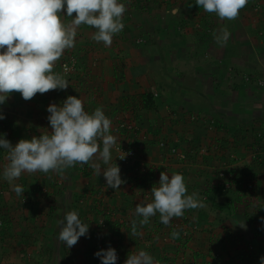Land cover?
<instances>
[{"label":"crops","instance_id":"0c3cea01","mask_svg":"<svg viewBox=\"0 0 264 264\" xmlns=\"http://www.w3.org/2000/svg\"><path fill=\"white\" fill-rule=\"evenodd\" d=\"M168 4L159 7L152 0L138 1L135 11L123 14L125 27L113 36L111 46L96 42L97 29L82 24L77 28L75 47L66 49L53 69L63 76L60 63L71 55L76 57V71L63 76L69 84L66 90L37 93L30 101L13 92L0 104V115L5 117L0 120V137L13 146L21 139L50 134L47 109L51 104L62 106L69 96L82 99L89 114L101 108L112 121L109 134L117 139L108 165L94 158L101 165V175L91 167L92 162L78 163L59 172L22 173L11 184L3 176L7 152L0 149V187L4 188L0 218L7 222L0 229L3 264H101L96 253L109 247L117 252L116 264H125L130 254L141 250L159 264H261L264 139L259 138L264 134V84L259 83H264V0H248L236 22H229L233 25L223 46L216 40L224 26L216 21L218 15L207 19L199 6V12H190L189 0H173L170 9ZM162 8L169 14L166 22L162 24L157 17L153 25L148 15ZM174 9L180 10L177 15ZM60 15L62 22L70 24L76 14L67 17L65 6ZM185 28L190 30L183 32ZM231 60L233 67H229ZM163 64L168 69L164 77L160 75ZM248 68L253 70L248 72ZM194 72L204 83L203 88H196L206 91L209 85L218 97L228 100L230 91L242 93L247 87L242 75H248L250 95L256 101H250L248 110L237 107L243 101H174L177 94L184 99L194 95L193 87L183 79ZM173 83L178 86L172 87ZM146 93L156 96L157 109H138L140 96ZM123 121L138 130L114 133ZM241 121L252 125L241 129ZM161 142L187 152L188 160L179 162L169 156L160 148ZM98 143L102 150V141ZM118 144L133 148L137 161L119 163ZM196 150L201 156H195ZM142 163L144 173L149 174L145 183L139 180L144 176ZM115 164L125 181L119 190L108 187L102 174ZM161 172L170 177L183 175L187 195L197 194L206 206L185 210L168 225L157 212L140 227L142 217L135 214L136 205L153 202L151 190L159 187ZM220 173L230 176L231 182L219 178ZM17 184L24 189L20 196L13 190ZM73 210L89 225V232L68 248L58 239L59 221ZM198 217L204 219L189 240L173 235L192 230ZM189 218L184 224L182 220ZM133 220L141 235L131 234Z\"/></svg>","mask_w":264,"mask_h":264},{"label":"clouds","instance_id":"9594fccd","mask_svg":"<svg viewBox=\"0 0 264 264\" xmlns=\"http://www.w3.org/2000/svg\"><path fill=\"white\" fill-rule=\"evenodd\" d=\"M248 0H196V5L208 13H215L221 20H235ZM67 17L75 18L70 24L61 20L65 9ZM126 7L119 0H0V104L13 92H19L25 101H30L37 93L51 90H66L68 81L59 73H54L56 62L66 49L75 47L77 28L82 24L94 27L96 42L111 46L113 36L120 33ZM173 10V15L179 13ZM230 37L225 28L216 40L222 46ZM47 111L52 131L32 139H21L15 146L0 137V149L7 152L8 163L3 176L10 184L22 173L59 172L76 164H89L97 175H101L100 160L104 165L111 161V150L117 139L109 134L112 121L101 108L91 114L85 111L82 99L69 96L62 106L51 104ZM5 117L0 115V120ZM98 141H102L101 144ZM121 160L124 157L119 158ZM107 186L119 190L125 183L121 179V169L116 164L102 172ZM17 196L24 189L15 185ZM153 202L137 204L135 214L142 219L140 227L149 223V218L160 214V221L168 225L173 217L183 216L188 209L203 208L206 205L197 194L187 195V187L181 174L171 177L161 172L159 187H153ZM61 227L58 239L68 248L77 244L89 232V225L82 222L77 211L66 213L59 221ZM243 227V225H241ZM131 234L137 231V222L132 221ZM173 235H176L174 233ZM101 264H116L118 256L114 248L96 253ZM264 264V257H261ZM125 264H159L146 251L128 256Z\"/></svg>","mask_w":264,"mask_h":264},{"label":"rangeland","instance_id":"374dc122","mask_svg":"<svg viewBox=\"0 0 264 264\" xmlns=\"http://www.w3.org/2000/svg\"><path fill=\"white\" fill-rule=\"evenodd\" d=\"M147 1L148 0H146V3H147ZM151 1V0H150ZM171 1H173V0H152V3L154 2V4H157V5H159V7H164V6H166V3H171ZM185 1H188V0H185ZM194 1H196V0H189V3L190 4H192V5H188V7L190 8V12H191V9H192V12H194L195 10L196 11H198L199 12V10L200 9H203L202 7H198L199 8V10L196 8L198 5H196V2H194ZM138 1H132V0H130V5L129 4H126L125 5V7H126V11H125V15L126 14H128L130 11H135L136 10V7L134 6L136 3H137ZM132 4V5H131ZM170 6V7H169ZM168 6V8L170 9L172 6L171 5H169ZM167 8V9H168ZM182 8H183V10H184V6H182ZM169 11H171V10H169ZM204 13H206L207 14V16H206V18L208 17L209 19H214V17H216L217 16V14H215V13H208V12H206L205 10H204ZM169 15V14H168ZM168 15H167V13H166V10H163V8L161 9V10H156L152 15L150 14V15H148L149 16V19L151 18V23L154 25V23L156 22V18L157 17H159V21L162 23V24H164L165 22H166V19L165 18H167L168 17ZM218 17V16H217ZM207 18V19H208ZM216 21L218 22V23H220V21H221V24L220 25H222V24H224V26L223 27H221V29H227V30H231L232 29V23H229L230 21H232V20H221L219 17L216 19ZM222 22H224V23H222ZM234 22H236V20H234L233 21V23ZM148 23V22H147ZM150 23V24H151ZM226 23V24H225ZM227 24H230V25H227ZM237 24H238V22H237ZM217 26H219V25H217ZM238 26L240 27V24H238ZM239 27H237V28H239ZM187 30H190V28H185L184 29V31L183 32H186ZM174 31L175 32H177V30L176 29H174ZM219 31V30H218ZM218 36V35H217ZM139 40H141L142 42H140ZM137 42L139 43H143V42H145V40H143V39H139ZM209 61H210V59H208ZM207 60V61H208ZM214 61V60H213ZM163 62V61H162ZM231 62H232V60H231ZM233 65V62L230 64V66L229 67H233L232 66ZM167 65H165V64H163V66L160 68L161 69V76H165V74L167 73L166 71H168V69H167V67H166ZM250 69H252V68H248L247 69V71L249 72V71H251ZM253 70V69H252ZM196 72H194V73H190V74H185V76L183 77V79L185 80L184 81V83L186 84V81H187V85H189L190 87H193V89H191L190 91L191 92H194L193 94L194 95H192L191 94V97L189 96V97H187V99H184L183 97L181 98L180 97V94H177L175 97H177L174 101H176V102H183V101H207V102H212V101H243L244 103H242V104H239L237 107L238 108H240L241 110H248L247 108H250L251 107V102L250 101H256V98L255 97H251V95H250V90H249V86H248V84L250 83V81H251V79L248 77V75L247 76H244V75H242V77L243 78H247L246 80L247 81H245L244 83H245V86H247L246 88H243V90H242V93H240L239 92V90H233V91H230L229 93H230V99L228 100V99H223L221 96H217L210 88H209V85H208V88L206 89V91H201L199 88H196L197 86L198 87H200V88H203V84L204 83H202V77H200V78H198V74L196 73ZM211 75H209V77H210ZM249 81V82H248ZM259 84H261V85H263L264 83H262V82H260ZM164 86V85H163ZM172 87H177L178 86V83H173L172 85H171ZM180 88H182V87H180ZM177 92H179V90L177 91ZM169 93V92H168ZM167 94V93H166ZM166 94H165V97H166ZM168 99V98H167ZM170 101V100H169ZM222 103L223 102H221V104H217V108L219 109V108H221L220 106L222 105ZM241 105V106H240ZM195 123H198V121H195ZM202 123V122H201ZM212 123H214V122H212ZM215 123H217V120L215 121ZM212 125V124H211ZM241 129L245 126L246 128L248 127V125H249V122L248 121H241ZM252 124L250 123V125L249 126H251ZM135 126V125H134ZM255 126V125H254ZM136 127V126H135ZM245 129V128H244ZM254 131V130H253ZM135 151V150H134ZM3 187H0V195H3ZM1 199V198H0ZM3 199V198H2ZM1 199V200H2ZM0 207H3V206H1L0 205ZM2 209V208H1ZM1 223H3V218H0V225H1ZM104 224H105V222H104ZM2 256V257H1ZM1 258H3V255H0V259ZM2 261V259L0 260V264H3V262H1Z\"/></svg>","mask_w":264,"mask_h":264},{"label":"built area","instance_id":"2783aa9c","mask_svg":"<svg viewBox=\"0 0 264 264\" xmlns=\"http://www.w3.org/2000/svg\"><path fill=\"white\" fill-rule=\"evenodd\" d=\"M77 69V59L74 56H70L68 58H66L65 60H63L60 63V70L63 76H70L72 75ZM138 129L137 127H135L132 123H128V122H120L117 123V125L114 128V133H125V132H130V133H134L136 132ZM160 148L163 151H166L167 154H169V156L174 157L177 161L179 162H184L187 160V155L185 151H181L179 150L177 147H171L169 144H167L166 142H161L160 143ZM115 152L117 154V161L119 163L122 164H128L132 161H137L136 157H137V153L136 151H134L133 148L127 146V145H123V144H118L115 147ZM121 157H124L123 160L119 159ZM140 171L142 173L146 172V167L144 166V164L142 163V166L140 168ZM221 177H225V173H220Z\"/></svg>","mask_w":264,"mask_h":264},{"label":"trees","instance_id":"16d2710c","mask_svg":"<svg viewBox=\"0 0 264 264\" xmlns=\"http://www.w3.org/2000/svg\"><path fill=\"white\" fill-rule=\"evenodd\" d=\"M132 1H140L141 2V0H132ZM120 2L121 3H123L124 5H126V4H129L130 5V0H120ZM168 4V3H167ZM132 5V4H131ZM169 5V4H168ZM157 101L158 100H156V96L153 94V93H146V94H143V95H141L140 96V99H139V105H138V109H140V110H144V111H151V110H155V109H157V107H158V104H157ZM218 129V128H217ZM260 140H263L264 139V134H261V136H260V138H259ZM259 140V141H260ZM201 150H202V148H201ZM201 150H200V152H201ZM195 154V156L197 157L198 155L199 156H201L200 155V153L196 150V153H194ZM186 155H187V160H188V158H189V154L186 152ZM186 160V161H187ZM183 162V161H182ZM185 162V161H184ZM144 174V176L143 175H141V176H139L140 178H139V180L142 182V183H145V176H147V175H149L148 173H143ZM227 177V178H226ZM219 178H221V179H223V180H228L227 181V183H229V182H231V180H230V176H225V177H221L220 176V174H219ZM225 178V179H224ZM226 183V182H225ZM221 186L224 188V189H226V187H225V185L224 184H221ZM1 196V195H0ZM197 219V218H196ZM203 219L204 218H202V217H198V219L197 220H195L196 222L193 224V228H192V230H186L185 231V233L183 234L181 231L180 232H177V234H176V237L177 238H179V239H184V240H189V238H191V236H192V234H193V232H195V231H197V225L199 224V223H201L202 221H203ZM183 222H184V224L185 223H188V222H190L191 221V219L189 218V219H184V220H182ZM6 225H7V222L5 221V218H3V223H1V225H0V229H2V228H6ZM178 239V240H179ZM185 246H187V243L185 244V243H183ZM243 261H244V259H243Z\"/></svg>","mask_w":264,"mask_h":264}]
</instances>
